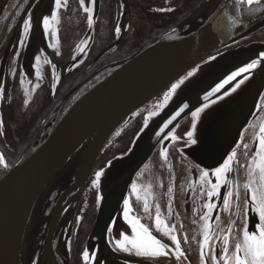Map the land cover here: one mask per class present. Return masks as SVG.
Segmentation results:
<instances>
[{
  "label": "flooded vegetation",
  "instance_id": "af4514ba",
  "mask_svg": "<svg viewBox=\"0 0 264 264\" xmlns=\"http://www.w3.org/2000/svg\"><path fill=\"white\" fill-rule=\"evenodd\" d=\"M43 1L9 0L0 9V120L3 121L0 126V150L8 167L29 157L47 139L70 106L125 61L156 44L162 37L173 40L191 34L226 2L221 0L212 11L205 10L197 17L187 19L207 0H97L93 41L87 47L82 42L91 26L88 24L89 13L83 10L80 0H67V5L59 10L56 9L55 0H48L47 9H50L47 13L51 16L53 11H57V19L49 24L52 31L45 33L46 39L41 37L37 41L35 55L40 60L35 58L29 69L24 64V57L32 25L25 34L23 23L29 17L32 21V15L39 10ZM118 26L121 31L116 33ZM141 33L142 44H139ZM255 42H264V19L226 43L216 53ZM169 89L147 102L141 108L143 112L130 120L125 119L111 132L83 185L75 186L73 180L80 161L78 155L58 173L43 204L37 203L31 212L32 217L37 212L38 219L29 240L24 232L20 249L21 264H85L82 253L86 250L100 204V187L99 183H94L95 174L101 172L113 157L128 150L148 113L160 107ZM259 106L257 114L242 130L238 145L227 154L233 150L236 152L228 179L234 186L238 185L239 204L233 198L231 208L225 211L222 196L227 189L222 187L221 196L213 198V203L217 205L211 214L214 228L219 223L220 228L226 229L230 220H235L236 229L242 227L246 195L243 185L248 181V166L256 150L259 125L264 123V95ZM189 131H195L192 116L181 121L169 135L166 158L161 156L159 146L147 165L136 174L124 198L130 201V217L139 218L140 223L147 225L153 235L169 245V255L139 257L116 246L115 241L121 238L120 233L131 234V225L124 216L123 200L117 213L125 226H110L107 231L111 246L121 256V264H201L200 216L206 211L203 205L207 197L201 193L203 182L200 173L205 169L192 165L183 155L182 150L193 146L195 143L192 141H196L194 136L189 139ZM209 179L215 183L211 174ZM133 184L137 185L140 199L133 192ZM145 200L149 205L148 212L144 210ZM157 205L162 219L176 226L175 234L184 252L180 259L171 251L175 248L174 243L154 227ZM57 208L60 214L51 238L47 240L50 221ZM237 212L239 215H236ZM217 215L220 217L219 222L215 219ZM246 219L249 231L253 230L256 216L249 212ZM215 247L219 255L221 245ZM87 264H94V259ZM208 264H211L210 260Z\"/></svg>",
  "mask_w": 264,
  "mask_h": 264
},
{
  "label": "water",
  "instance_id": "95a60500",
  "mask_svg": "<svg viewBox=\"0 0 264 264\" xmlns=\"http://www.w3.org/2000/svg\"><path fill=\"white\" fill-rule=\"evenodd\" d=\"M7 1L0 0V9ZM220 2L205 1L187 19L195 18L205 10L212 11ZM47 5L48 0H44L32 15V30L24 57V64L29 69L37 56V41L41 37L46 39L43 17L49 16ZM85 6L90 5L85 2ZM246 7L241 6L238 14L235 0H226L213 17L191 34L173 40L162 37L156 44L125 61L78 98L47 139L25 160L8 167L0 150L7 165H0V264H21L24 232L29 240L38 219V213L32 217L31 212L37 203L43 204L58 173L71 163L73 157L80 156L73 174L75 186H80L85 183L111 132L125 119L130 120L140 113L147 102L165 92L173 83L184 81L167 103L163 100V106L154 112L156 115L147 116V126L143 125L128 150L108 161L101 171L99 209L86 243V250L95 254L94 264L122 263L121 256L109 242L107 231L110 226H125L117 212L134 177L147 165L159 146L163 151L168 150L169 133L181 121L192 116L197 108H203V111L195 118L192 136L196 141L193 146L182 150L183 155L192 165L202 167L210 174L223 163L229 151L238 145L244 127L257 114L264 95V58L261 56L264 54V42L216 53L264 19V6L254 5L261 10L252 13L246 11ZM97 13L96 0L93 23L85 37L87 47L93 41ZM54 32L57 36V31ZM40 45L43 49L41 42ZM252 60L260 63L248 72L240 73L208 100L204 99L217 83ZM189 72L193 73L190 77ZM240 81L243 83L236 88ZM233 87L235 91H232ZM185 104L188 108L165 128L164 124ZM59 214L57 208L50 221L47 240L51 238Z\"/></svg>",
  "mask_w": 264,
  "mask_h": 264
},
{
  "label": "snow or ice",
  "instance_id": "6c2138e0",
  "mask_svg": "<svg viewBox=\"0 0 264 264\" xmlns=\"http://www.w3.org/2000/svg\"><path fill=\"white\" fill-rule=\"evenodd\" d=\"M90 6H85V0H80V5L83 7V10L88 15V24L89 26L93 23L92 12L96 4V0H88ZM56 9L59 10L62 6L67 5V0H55ZM262 5V0H235V10L239 14L241 6H247L246 11L249 13L259 12ZM165 9H161L164 11ZM171 11V9H167ZM57 19V11H53L51 16L43 17V25L45 33L49 31V24L51 20ZM234 22L235 18H232ZM31 29V18H27L23 23L24 33H28ZM116 33L121 31L120 27H116ZM83 44H87V41H83ZM23 44V40H21ZM79 47V46H78ZM83 51V48H80ZM264 58V54H261ZM209 59H215V57H210ZM36 60L39 61L40 57L37 56ZM260 63L258 60H252L251 63H248L245 67L240 68L238 71L232 72L226 79L222 80L220 83H217L215 87L204 97L205 100H208L210 96L214 93H218L226 84H229L230 81L239 76L242 72H248L249 70L255 68L257 64ZM39 75V73H38ZM193 73L189 72L188 76H192ZM247 77H245L246 79ZM187 79V77H185ZM183 80L173 83L168 92L164 94V103H167L171 96L176 92L177 88L183 83ZM240 81L236 84V88L240 86ZM236 88H232V91H235ZM228 93L225 92V95ZM222 98V97H220ZM163 105H161L162 107ZM207 107V104L204 105ZM188 108V105L185 104L181 107L175 114L164 124V127L167 128L169 124L172 123L184 110ZM203 111V108H197L191 113L193 117V128L195 127V118ZM156 113L149 112L148 116H154ZM148 119L145 118L144 125L147 126ZM3 121L0 120V126H2ZM171 135V133H169ZM193 133L189 131L187 136L191 139ZM173 139H176L173 136ZM257 145L255 153L248 166V181L243 185L245 190L244 198V213L243 218L241 219L242 227L236 229L235 220H230L226 229L220 228L219 223L216 227H213L212 224V213L216 209L217 205L213 203V198L221 196V188L224 187L227 190L223 193L222 203L223 209L228 211L231 208L232 200L235 198L237 204L240 201V192L238 190V185L234 186L233 183L228 179V174L232 170V164L235 162L236 152L233 150L221 163L218 167L211 171V176L215 179V183H212V180L209 179V171L202 170L200 173V180L203 182L201 185V193L205 194L207 197V202L204 203L203 208L206 209L203 215L200 216L201 220V234L202 239L199 242L200 248V261L201 264H208L209 260L211 264H264V123L259 125V134L257 136ZM195 143V141H192ZM245 148L248 147L247 144L244 145ZM161 156L166 158V151H161ZM0 165L7 167L4 164V157L0 155ZM102 172H96V180L94 183H98ZM205 186L206 191H205ZM133 192L137 194V199H140L139 193L137 192V185H132ZM172 188H169L171 193ZM144 210L148 212L149 205L145 200ZM130 201L129 199L124 200V216L125 219L131 225V234L120 233L119 239L115 241L116 246L128 253H134L139 257H149L157 258L161 256H168L170 246L164 244L157 236L152 234L149 227L143 223H140L139 218L130 217ZM249 212L256 216L257 222L253 226V230L249 231V224L247 222V217ZM239 215V212L236 213ZM216 221L219 222L220 217L217 215L215 217ZM154 227L156 231L162 232L164 236H167L175 245L174 249L171 251L174 252L177 259H180L184 256V252L181 249L180 240L175 234V225H169L166 220L162 219L160 207L156 206V215L154 218ZM187 240V237H185ZM221 245L219 252L216 254L215 245ZM207 250V251H206ZM85 264L89 260L95 259L94 253H89L85 250L82 253Z\"/></svg>",
  "mask_w": 264,
  "mask_h": 264
},
{
  "label": "rangeland",
  "instance_id": "374dc122",
  "mask_svg": "<svg viewBox=\"0 0 264 264\" xmlns=\"http://www.w3.org/2000/svg\"><path fill=\"white\" fill-rule=\"evenodd\" d=\"M142 36H143V35H142V33H141V36H140V38H139V40H138V43H139V44H142ZM160 106H161V105H160ZM141 112H143V111H141ZM115 157H116V156H115ZM113 158H114V157H113Z\"/></svg>",
  "mask_w": 264,
  "mask_h": 264
}]
</instances>
